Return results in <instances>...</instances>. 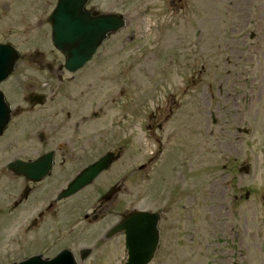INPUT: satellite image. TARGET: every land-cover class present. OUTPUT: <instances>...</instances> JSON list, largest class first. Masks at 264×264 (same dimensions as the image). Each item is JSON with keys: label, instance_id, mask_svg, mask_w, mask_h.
I'll use <instances>...</instances> for the list:
<instances>
[{"label": "rangeland", "instance_id": "374dc122", "mask_svg": "<svg viewBox=\"0 0 264 264\" xmlns=\"http://www.w3.org/2000/svg\"><path fill=\"white\" fill-rule=\"evenodd\" d=\"M173 1L108 0L134 12L132 51L143 57L134 72L141 104L134 135L153 164L141 206L163 216L152 264H264V8L233 31L234 0ZM38 7L40 0H0V41L35 33L28 29L41 17ZM109 45L113 58L93 67L111 97L123 85L126 55L122 42ZM243 165L249 175L239 174ZM245 191L249 200L233 201ZM185 234L195 242L186 245ZM123 257L104 261L99 253L92 264H124Z\"/></svg>", "mask_w": 264, "mask_h": 264}, {"label": "flooded vegetation", "instance_id": "af4514ba", "mask_svg": "<svg viewBox=\"0 0 264 264\" xmlns=\"http://www.w3.org/2000/svg\"><path fill=\"white\" fill-rule=\"evenodd\" d=\"M79 1L85 22L103 24L111 16L106 29L118 20L122 24L79 70L66 69V54L53 42L50 17L59 0H40L41 17L28 29L35 33L0 41L18 53L12 75L0 85L10 110V123L0 137V154L5 155L0 160V244L5 245H0V264H19L34 256L52 259L62 249L72 250L80 263V253L90 250L91 258L83 264L98 260L99 253L104 261L124 260L126 234L118 230L120 223L133 213L152 212L141 206L142 182L151 179L152 152L140 149L134 135L141 116L133 93L140 84L134 72L141 73L136 67L142 58L132 51L137 36L129 14L134 12L122 2H115V8L108 7V0ZM242 2L246 4L239 6L234 0L228 8L233 31L254 10L263 13L264 0ZM97 29L102 31L103 25ZM254 37L249 34L250 40ZM110 42L118 48L122 42L121 54L126 55L118 72L123 85L111 97L107 78L93 67L101 56L113 58ZM100 162L104 170L92 182L61 198L82 173ZM153 212L160 213L161 224L162 212ZM160 234L161 244V228ZM184 237L186 245L195 242L194 236Z\"/></svg>", "mask_w": 264, "mask_h": 264}, {"label": "water", "instance_id": "95a60500", "mask_svg": "<svg viewBox=\"0 0 264 264\" xmlns=\"http://www.w3.org/2000/svg\"><path fill=\"white\" fill-rule=\"evenodd\" d=\"M82 5L79 0H59L58 7L50 18L53 25V42L56 47L66 54V69L74 72L91 60L97 48L107 38L108 34L116 31L122 25L118 20L115 27L106 29V24H112V17L101 20L85 22L81 15ZM109 20L108 22L106 20ZM121 24V25H120ZM103 25V30L97 28ZM17 52L10 45H0V84L5 81L13 71ZM10 112L3 95L0 92V135L9 123ZM100 162L87 169L72 183L61 198L67 197L90 183L92 179L104 169ZM248 173V168L241 169ZM88 173V176L85 174ZM248 196V194H247ZM159 215L149 212L134 213L128 216L119 226L126 234L128 260L126 264H150L155 256L158 243ZM85 257H89L86 252ZM20 264H78L76 258L69 250L62 251L52 260H44L40 256L32 257Z\"/></svg>", "mask_w": 264, "mask_h": 264}]
</instances>
